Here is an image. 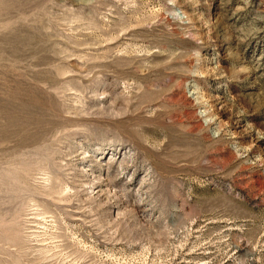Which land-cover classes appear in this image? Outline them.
I'll list each match as a JSON object with an SVG mask.
<instances>
[{"label":"rangeland","instance_id":"obj_1","mask_svg":"<svg viewBox=\"0 0 264 264\" xmlns=\"http://www.w3.org/2000/svg\"><path fill=\"white\" fill-rule=\"evenodd\" d=\"M0 264H264V0H0Z\"/></svg>","mask_w":264,"mask_h":264},{"label":"bare ground","instance_id":"obj_2","mask_svg":"<svg viewBox=\"0 0 264 264\" xmlns=\"http://www.w3.org/2000/svg\"><path fill=\"white\" fill-rule=\"evenodd\" d=\"M24 112V111H23ZM28 114V113H27ZM29 115V114H28ZM27 116V115H26ZM30 118H27V121H31V120H28V119H34L35 121H31L32 123L34 122V123H36L37 125H38V127H39V123H40V120L39 119H37L36 120V118H33V116H29ZM26 118V117H25ZM25 122H26V120H24ZM26 124H28V122L26 123ZM23 138H25V137H22L21 138V141H23ZM30 138V137H29ZM28 138V139H29ZM23 142H25V141H23Z\"/></svg>","mask_w":264,"mask_h":264}]
</instances>
